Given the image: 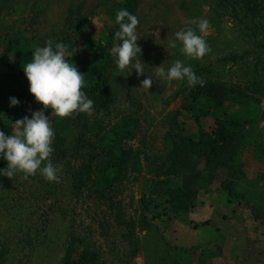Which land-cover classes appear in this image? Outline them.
I'll use <instances>...</instances> for the list:
<instances>
[{
	"label": "rangeland",
	"instance_id": "rangeland-1",
	"mask_svg": "<svg viewBox=\"0 0 264 264\" xmlns=\"http://www.w3.org/2000/svg\"><path fill=\"white\" fill-rule=\"evenodd\" d=\"M116 4L114 0H10L0 15V62L13 53L8 51L9 41L34 37L41 44L49 38L58 42L79 21L89 25L76 39L77 51L86 53L84 40L97 41L117 26ZM136 16L144 75L131 66L120 72L111 56L116 106L104 121L136 116L137 135L131 145L141 153L142 171L130 174L110 200L75 195L60 171L58 181L46 180L39 171L5 176L0 188V253L6 251L9 264H61L66 242L75 235L91 242L99 252V264H264V225L256 220L251 206L264 203L260 190L264 153L254 149L264 137V17L241 14L239 21L216 0H141ZM199 18L210 23L206 33L198 34L211 51L196 60L179 51L178 41L176 47L172 43L175 32ZM232 56L238 58L234 61ZM177 59L193 69L210 66L209 79L240 86L261 105L249 128L248 143L239 151L243 174L228 180L235 182L244 199L229 196L223 185L227 174L220 169L201 191L192 212L183 216L168 213L163 200L152 194L156 174L171 150L168 115L186 89V81L162 80L155 67L163 64L167 69ZM147 75L153 79L149 90L141 87ZM51 111L47 109L46 115ZM93 115V111L88 114ZM71 116L53 115L50 122L76 139L75 129L67 127ZM192 120L189 115L179 118L184 133L191 131ZM204 170V164H199L198 171ZM49 184L55 185L53 195L44 190ZM146 203L151 204L148 211ZM155 214L160 216L155 218ZM129 222L135 225L132 237L127 231ZM176 246L183 250L176 251Z\"/></svg>",
	"mask_w": 264,
	"mask_h": 264
},
{
	"label": "trees",
	"instance_id": "trees-1",
	"mask_svg": "<svg viewBox=\"0 0 264 264\" xmlns=\"http://www.w3.org/2000/svg\"><path fill=\"white\" fill-rule=\"evenodd\" d=\"M114 1L117 2L116 10L123 8L137 15L141 0ZM216 1L224 10H232L239 21L241 14L245 18L264 17V0ZM9 2L10 0H0V15ZM116 25L97 41L84 40L86 53L79 49L77 51L76 43V39L81 38L89 27L86 21L76 22L70 28V34L63 35V39L58 41L67 45L68 62L76 65L85 75L86 87L82 90L94 101V115L89 117L88 113L74 112L68 118L67 127L75 129L76 139L68 135L67 130L54 126V152L50 159L68 180L72 193L89 199L110 200L113 192L130 174L140 173L143 169L141 153L131 145L137 135L136 116L125 115L115 121H104L116 106L111 86L113 65L110 54L114 34L119 29V25ZM44 45L34 37L28 41L11 40L8 51L13 53L0 62V130L6 134L13 132L16 120L25 115L30 116V109L34 111L37 107H42L29 92V82L22 66L32 59L36 46ZM237 58L232 56L230 59L235 61ZM210 69V66L193 69L203 80V85L189 87L186 83V89L178 95L181 97L176 98L177 105L168 115L171 128L168 141L171 142V150L164 166H160L156 174L158 179L153 183L152 194L163 200L168 213L178 216L192 212L201 191L211 184L220 169L226 171L227 178L223 185L229 196L241 201L244 199V195L237 191L235 182L228 180L238 179L243 174L239 151L248 143L249 128L260 114L261 105L244 88L209 79ZM10 97L18 98L21 103L10 107ZM183 115H189L193 119L191 131L187 134L179 124V118ZM70 137L75 141H70ZM254 149L264 153V137L254 145ZM201 163L204 164V171H198ZM6 166L7 161L0 159V168ZM4 178L5 176H0V188ZM176 179L179 182H175ZM54 186H45L46 194L53 195ZM260 190L264 197V186ZM150 206L151 204L146 203V211ZM251 206L256 220L264 225V203L257 202ZM159 216L160 214H155V218ZM127 231L132 237L135 231L133 222L127 223ZM66 244L61 264L100 263L99 252L91 242L71 235ZM174 249L183 250L177 246ZM7 261L6 251L1 252L0 264H9Z\"/></svg>",
	"mask_w": 264,
	"mask_h": 264
},
{
	"label": "clouds",
	"instance_id": "clouds-1",
	"mask_svg": "<svg viewBox=\"0 0 264 264\" xmlns=\"http://www.w3.org/2000/svg\"><path fill=\"white\" fill-rule=\"evenodd\" d=\"M115 23L119 29L114 34L116 41L110 49L116 68L123 72L131 66L139 75H144L141 47L137 44L136 34L139 20L127 9H119L115 14ZM190 26L175 32V41L180 44L179 51L186 57L201 59L211 51L203 35L208 31L210 23L205 18L193 19ZM201 33V34H198ZM67 45L54 42L49 38L44 46H36L32 59L23 64L24 74L29 82V92L35 101L42 105L38 110H29L30 116L25 115L14 122V130L6 134L0 130V159L7 161L5 168H0V176L13 178L17 173L25 176L35 175L39 171L48 181H58L59 168L50 159L55 130L51 125V117H66L74 112L91 114L94 101L82 89L86 87L84 74L76 65L66 59ZM156 75L162 80L186 81L187 86L203 85L190 65L177 59L167 69L161 64L155 67ZM153 84L151 76L141 81V87L150 89ZM10 107L21 102L16 97H10ZM51 113L46 115V110ZM43 165V166H42Z\"/></svg>",
	"mask_w": 264,
	"mask_h": 264
},
{
	"label": "crops",
	"instance_id": "crops-1",
	"mask_svg": "<svg viewBox=\"0 0 264 264\" xmlns=\"http://www.w3.org/2000/svg\"><path fill=\"white\" fill-rule=\"evenodd\" d=\"M5 11H6V10H4V12H5ZM4 12H3V13H4Z\"/></svg>",
	"mask_w": 264,
	"mask_h": 264
}]
</instances>
